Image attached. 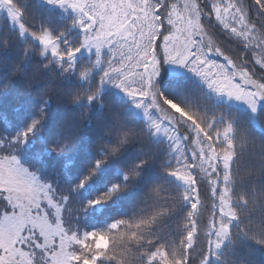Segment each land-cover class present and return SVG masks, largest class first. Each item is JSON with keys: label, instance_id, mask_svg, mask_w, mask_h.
Returning <instances> with one entry per match:
<instances>
[{"label": "snow or ice", "instance_id": "6c2138e0", "mask_svg": "<svg viewBox=\"0 0 264 264\" xmlns=\"http://www.w3.org/2000/svg\"><path fill=\"white\" fill-rule=\"evenodd\" d=\"M0 264H264V0H0Z\"/></svg>", "mask_w": 264, "mask_h": 264}]
</instances>
